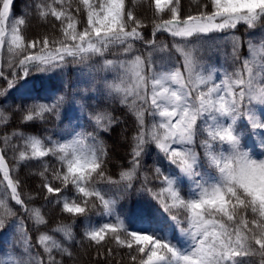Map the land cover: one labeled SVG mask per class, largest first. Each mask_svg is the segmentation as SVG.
<instances>
[{
  "label": "snow or ice",
  "instance_id": "6c2138e0",
  "mask_svg": "<svg viewBox=\"0 0 264 264\" xmlns=\"http://www.w3.org/2000/svg\"><path fill=\"white\" fill-rule=\"evenodd\" d=\"M15 2L16 0H0V37H3L5 27L8 26L13 34V42H18L24 39L18 34V26L25 25L26 20L24 17H14ZM152 2L156 14H164L167 9L170 16L154 24L153 37L157 32H169L173 37L186 40L189 37L236 29L241 22L249 28L255 27L257 22L264 23V0H204L202 6L197 5L195 14L189 13L186 16L181 12L179 0ZM54 3L62 5V0H54ZM80 3L86 12V22L80 30L77 29L79 21L70 13L57 10L52 4L26 5V8L38 13L40 17L46 19L50 15L55 21H59L64 38L50 41L44 37L25 43L22 49L24 58L19 61V68L25 78L32 71L49 73L62 69L69 62L79 63L95 55L103 56L114 45H119L126 54H130L135 40H144L149 46L155 44L154 39L145 40L141 35L139 30L144 26L143 21L130 7L125 6V0H80ZM55 21L51 22L53 27H56ZM238 39L235 38L233 42L234 54L238 53ZM2 43L3 40L0 39V44ZM50 43L53 49L47 54L29 53V49L37 46H40L38 51L43 53ZM177 51L183 52V49L177 46ZM105 63L112 65L113 61L106 60ZM131 63L136 81L133 90H123L118 84L107 85L116 92L124 91L122 103L127 102V97L132 95L134 103L139 100L144 106V110L138 111L136 116L139 130L133 136L129 161L131 170L122 175L131 181L143 167V157L148 153V146L154 143L167 162L193 183V197L185 199L176 178L165 173L158 164L154 165L155 178L166 185L161 191L169 193V198L174 202L172 207L182 206L188 212V234L192 237V248L183 252L167 239L123 227L118 230L112 223L93 227L85 232V236L102 247L101 242L110 234V239L118 246L129 250L134 264H250L244 258L256 255L260 256L261 264H264V159L253 158L242 147L241 133L237 129V119L247 113L246 100L251 102L255 99L264 105V86L256 91L249 61L244 60L242 69L232 75H225L218 82L213 81L211 75L205 77L199 72L188 53H184V72L177 67L169 73H158L150 56L145 59L141 55H135ZM120 67H125L124 61L120 62ZM245 70L247 79L243 76ZM2 75L0 72V76ZM15 80L16 74L13 73V79L7 80V87L0 91V97L8 96L16 85ZM33 101L32 104L16 106L15 110L21 114L28 113L23 116L24 123L45 113L58 114L64 102L63 97H57L51 102ZM145 113L154 118V123L147 130ZM156 117H159L158 121H155ZM94 119L102 132L116 131L105 125L104 117L97 115ZM107 120L109 124L117 126L120 123L118 118L111 116ZM251 130L253 133L257 130L264 131V123L252 120ZM198 132L205 134L202 147L207 163L215 171V175L202 168L200 155L194 147ZM98 135L100 132L88 134L87 138L93 142L91 146H85V137L79 134L69 142L53 141L47 147L39 138L32 137L26 141L31 146V155L20 151L19 158L25 162L31 159L41 160L44 168L39 173L44 178L41 191L46 190V199L61 192L59 186L54 187L48 180L50 166L41 159L52 155L57 158L59 165L58 168H51L53 180H60L64 185L71 183L83 198L94 195L103 202L105 208L109 207L110 201L94 187L97 177L105 178L104 157L107 155L102 148L95 146ZM3 143L9 145L7 135L3 137ZM260 148L264 149V143L260 144ZM11 150L19 149L12 147ZM0 172H3L4 179L8 181L11 199L27 214L29 209L26 202L17 191L21 181L9 178L3 154H0ZM84 185H88V188ZM131 187L129 182L125 190ZM144 187L146 191H151ZM156 198L161 199L160 194ZM161 203L164 204L165 211H169L167 200L161 199ZM0 206H3L2 201ZM62 211L84 214L85 207L75 201L69 203L65 199ZM9 215L18 217L17 212L9 210L6 216H0V229L5 228ZM172 219L175 221L176 216ZM50 241L52 237L47 234L39 236L38 244L44 248L47 259L35 260L34 264H63V260L56 259L54 249L49 247ZM55 250L61 255L67 253L71 256L67 248L59 243L55 244ZM109 254L111 255V249Z\"/></svg>",
  "mask_w": 264,
  "mask_h": 264
},
{
  "label": "trees",
  "instance_id": "16d2710c",
  "mask_svg": "<svg viewBox=\"0 0 264 264\" xmlns=\"http://www.w3.org/2000/svg\"><path fill=\"white\" fill-rule=\"evenodd\" d=\"M203 2L204 0H179L181 12L185 16L189 13L195 14L197 5L202 6ZM39 3H49L57 10L70 13L76 21H79L78 30L86 22V12L80 0H62V5L54 3V0H16L13 15L16 18L24 17L26 20L25 25L18 26V34L24 39L13 42V34L8 26L5 27L3 37H0L3 40L0 44V72L3 73L0 76V91L7 87V80L13 79V73L16 74L15 87L9 91L6 98L0 97V154L5 156L9 178L21 181L17 191L29 209L27 214L23 213L20 206L11 199L8 181L4 179L3 172H0V201L3 202V206H0V216H6L9 210L18 213V217L7 216L8 223L5 228L0 229V264H12L11 259L6 255L14 251L23 255V260L17 264L33 262V259L30 261L28 259V249L21 246L23 242L21 231L11 227L13 222L23 225L33 247L31 252L40 259L46 260L47 253L38 244V238L44 234L51 236L52 241L49 242V247L54 249L56 259L63 260V264H134L129 250L118 246L114 240L110 239V234L106 235L105 240L101 242L102 247L85 236L86 231L102 226L104 223H112L118 230L123 227L135 232L149 233L157 238L169 240L183 252L190 251L192 240L188 239L186 246L178 234L181 228L186 229V232L189 231L188 212L182 206L172 207L174 202L169 198V193L161 191L166 188V185L155 178L154 165L158 164L169 175L171 170L177 169L167 162L163 153L156 149L155 144L148 146V153L143 157V167L137 171L131 181L127 176L122 175L131 170L129 161L134 143L133 136L139 130L136 116L138 111L144 110V106L139 100H135L134 103L135 98L132 95L127 97V102L122 103L125 98L124 91L116 92L109 89L107 85L118 84L121 89L129 91L134 89L131 61L134 60L135 55H141L145 59L150 56L156 72L171 71L177 67L184 72V53L190 54L198 71L207 70L217 73L216 80L219 81L225 75H232L242 69L243 62L248 57L250 42L264 45V23L257 22L255 27L249 28L241 22L236 29L189 37L186 40L173 37L169 32H157L153 37L154 24L160 23L162 19L170 18L167 9L164 14H156L152 0H125V6L130 7L143 21L144 26L139 30L141 35L145 40L154 39V45L149 46L144 40H135L130 54H126L119 45H114L106 50L103 56L95 55L79 63L69 62L62 69L49 73L32 71L30 76L25 78L19 68V61L24 58L22 49L25 43L44 37L49 38L50 41H59L64 38L59 28V21H55L54 17L49 15L45 19L30 8H26V5L35 6ZM52 21H55L56 27H53ZM235 38H239L236 41L238 44L236 54L233 53ZM177 46L183 49V52L177 51ZM39 47L29 49V53L47 54L53 49L50 43L49 48L40 53ZM106 60L113 61V64L107 65ZM121 61L125 62L123 68L120 67ZM252 75L256 86H264V53L261 60L255 63ZM243 76L247 79L246 70ZM57 97H63L64 100L58 114L45 113L43 116H34L31 122L24 123L23 116L28 113L21 114L15 110L19 104H32L33 100L51 102ZM245 103L248 113L254 103L253 100L251 102L246 100ZM261 106L264 109V105ZM247 113L237 119L241 145L253 158L264 159V149L260 148V144L264 143V131L252 132L251 122L242 120ZM97 115L104 117L105 125L115 128L116 131L102 132L98 129L94 119ZM109 116L118 118L119 125L109 124L107 120ZM144 119L146 130L150 129L154 118L145 113ZM158 120L159 117H156L155 121ZM258 122L264 123V113L259 115ZM96 132H100V135L97 136L95 146L102 148L107 155L104 157L105 178L97 177L94 187L106 200L110 201L109 207L105 208L103 202L94 195L83 198L71 183L64 185L60 180H53L50 174L51 168H58L59 165L57 158L52 155L41 159L50 166L48 180L54 187L59 186L61 192L46 199L44 195L46 190L41 191L44 179L39 175L44 171L41 160L31 159L25 162L19 158L20 151L31 155V146L26 141L32 137L39 138L47 147L53 141L63 143L66 140H73L79 134L85 137L83 144L91 146L93 142L87 136L95 135ZM13 133L19 135H13ZM5 135L8 136L9 145L3 143ZM204 135L203 132H198L194 147L200 155L203 170L215 175V171L209 167L204 155L202 147ZM12 147L19 150L13 151ZM129 182L132 187L125 190ZM177 184L185 199L193 197L192 182L178 181ZM84 186L88 188V185ZM144 186L151 191H146ZM88 190L91 191L90 188ZM157 194H160L161 199L167 200L169 211H165L161 199L156 198ZM65 199L69 203L74 201L80 203L82 207H85V213L63 212L62 205ZM173 216H176L175 221L172 219ZM170 225H176L172 239L165 234ZM4 230H10L14 239L4 237ZM56 243L67 248L71 256L67 253L61 255L58 250H55ZM109 249H111V255ZM244 259L250 261V264H261L259 255Z\"/></svg>",
  "mask_w": 264,
  "mask_h": 264
},
{
  "label": "rangeland",
  "instance_id": "374dc122",
  "mask_svg": "<svg viewBox=\"0 0 264 264\" xmlns=\"http://www.w3.org/2000/svg\"><path fill=\"white\" fill-rule=\"evenodd\" d=\"M248 52H249V53H248L247 60L249 61V67L252 69V71H254V70H255V61L260 60V58H261V56H262V54H263V52H264V48H263L262 45H257V44H254V43H250V44L248 45ZM131 70H132V77H133L134 87H135V83H136V81H135V76H134V66H133L132 64H131ZM173 71H174V70H173ZM170 72H172V71H170ZM201 72L203 73V75H204L205 77H207L208 75H211L213 81L218 82V81L216 80V79H217V74H216V73H209V72H205V71H201ZM158 73H169V72H158ZM254 85H255V84H254ZM150 87H151V85H150ZM172 87H176V85H172ZM255 87H256V91L258 92L259 87L256 86V85H255ZM253 103H254V106H253V108H251V110L248 112L246 118H247L248 120H250V121L254 120V121H257V122H258L259 114H260V112L263 111V110H262L261 106L259 105V103L257 102V100L253 99ZM249 117H250L251 119H250ZM171 176H173L174 178H176V180H177V179H181V180H182V179H188V178L182 176L179 172H175V173H174V171H173V173H171ZM17 230H18V231H21V233H22V235H23V236H21V237H22V241H23V243H22V248H24V249H28V251H29L28 259H29V261H30L31 259H33V262H28V263H29V264H34V261H35V260H40V258H39L36 254H33V253L31 252L32 249H33V247L31 246V244H30V240H29V238L27 237V235H26V233H25V228L22 227L21 225H19V226L17 227ZM174 230H175V227H174V226H172L171 228H169V229H168L169 234L171 235V233L174 232ZM4 237H8L10 240H13V239H14V235H13V233H12L10 230H7V231L4 233ZM25 237H27V239H25ZM22 256H23V255H21V254H20L19 252H17V251H14V252L8 253V254L6 255L7 258L11 259L12 264H17V263L21 262V261L23 260V257H22Z\"/></svg>",
  "mask_w": 264,
  "mask_h": 264
}]
</instances>
